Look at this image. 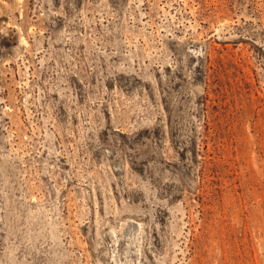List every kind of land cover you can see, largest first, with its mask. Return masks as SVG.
Masks as SVG:
<instances>
[{
	"label": "rangeland",
	"instance_id": "374dc122",
	"mask_svg": "<svg viewBox=\"0 0 264 264\" xmlns=\"http://www.w3.org/2000/svg\"><path fill=\"white\" fill-rule=\"evenodd\" d=\"M0 264H264V0H0Z\"/></svg>",
	"mask_w": 264,
	"mask_h": 264
}]
</instances>
